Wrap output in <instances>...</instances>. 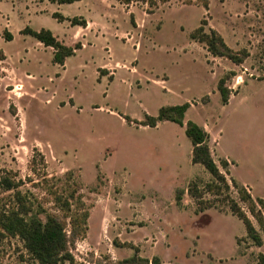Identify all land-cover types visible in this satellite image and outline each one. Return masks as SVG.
<instances>
[{
    "label": "rangeland",
    "instance_id": "374dc122",
    "mask_svg": "<svg viewBox=\"0 0 264 264\" xmlns=\"http://www.w3.org/2000/svg\"><path fill=\"white\" fill-rule=\"evenodd\" d=\"M95 1L0 0V177L18 183L24 210L63 225L65 264H264V0ZM55 13L98 22L64 67L23 34L69 42ZM212 31L240 64L200 42ZM186 103L225 183L193 163L185 127L143 125ZM15 193L0 188V212L18 207ZM0 264L40 263L0 228Z\"/></svg>",
    "mask_w": 264,
    "mask_h": 264
},
{
    "label": "trees",
    "instance_id": "16d2710c",
    "mask_svg": "<svg viewBox=\"0 0 264 264\" xmlns=\"http://www.w3.org/2000/svg\"><path fill=\"white\" fill-rule=\"evenodd\" d=\"M81 0H50L53 4H72ZM59 22L69 21L73 26L86 27L87 22L83 18H65L62 15L55 13L53 15ZM23 34L31 36L38 42L43 44L46 48L53 49L54 63L63 66L65 60L75 55V53L82 48L80 43L74 46H67L60 41L50 30L40 29L38 31L26 28ZM192 38H196L195 35ZM7 40H12L11 35H7ZM200 42L207 45L208 51L215 56L226 57L236 64H240L242 59L235 56L233 51L225 44L223 39L214 31L211 34H202L199 39ZM219 93L222 97L224 104L229 101V92L224 86V79L220 80L218 86ZM190 104L186 103L179 106L163 107L160 109L158 116L150 117L146 115L144 126L156 127L158 123L163 121H170L182 127H185V134L191 140L193 146L192 161L194 164H200L219 182L225 183V177L220 172L217 163L214 161L209 133L197 123L187 121L184 124V118ZM223 167L227 166L224 162ZM0 188L6 192L14 191V201L17 208L13 207L10 210L0 212V228L5 233L18 236L25 245L27 251L31 256L40 264H65L72 260L71 254L68 251L67 234L63 225L55 217H46L45 220L40 218L38 212H31L24 210L23 197L18 190L19 186L16 181L9 177H0ZM242 199L250 201L251 196L249 193L242 191ZM180 197L178 196V200ZM258 205L264 208V201L258 200ZM235 208V209H234ZM232 210L245 224L249 237L257 244H262L261 236L254 229L250 220L244 212L234 207ZM251 213L256 216L255 209L251 207ZM87 219V214L83 216ZM260 222V219H258Z\"/></svg>",
    "mask_w": 264,
    "mask_h": 264
},
{
    "label": "crops",
    "instance_id": "0c3cea01",
    "mask_svg": "<svg viewBox=\"0 0 264 264\" xmlns=\"http://www.w3.org/2000/svg\"><path fill=\"white\" fill-rule=\"evenodd\" d=\"M94 2H97V1H95V0H93ZM83 2V0H81V1H79V2H75V3H72V4H64V5H79V4H81ZM97 4H99V5H101L102 6V3L101 2H98ZM56 5H58V6H63V5H59V4H56ZM105 10H109V9H107V8H105ZM63 16V15H62ZM63 17H65V18H70L71 19V17L70 16H63ZM75 17H77V18H82L81 16H74V18ZM86 20V22H87V26L86 27H82V26H78V25H76V26H73V25H70V35H69V42H67V40L65 41V40H62V42L64 43V44H66L67 46H72L73 44H74V42H77V41H82V48L80 49V50H78L76 53H75V55H73L72 57H76L78 54H80V53H82L85 49H86V42H85V40H86V35L89 33V32H93L92 31V25H94L95 23H98V22H96L95 20H92V19H85ZM64 22H67V20L66 21H64ZM69 22V21H68ZM63 23V22H62ZM71 24V23H70ZM96 30H98V29H95V31ZM99 31V30H98ZM57 37V36H56ZM72 37V41H70V38ZM58 38V37H57ZM59 39V38H58ZM61 41V40H60ZM36 42H37V44H40V45H42V46H44L43 44H41L40 42H38L37 40H36ZM85 42V43H84ZM45 47V46H44ZM46 48V47H45ZM49 49H51V48H49ZM52 51H53V49H51ZM71 57H69V58H67L66 60H65V63H64V65L67 63V61L70 59ZM64 65L62 66V67H64ZM61 66V65H60ZM102 71V70H101ZM100 71V72H101Z\"/></svg>",
    "mask_w": 264,
    "mask_h": 264
}]
</instances>
